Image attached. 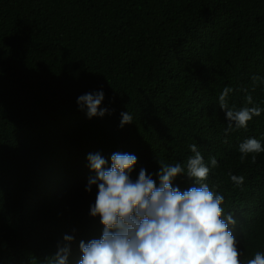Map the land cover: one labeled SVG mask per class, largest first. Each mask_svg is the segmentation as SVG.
I'll return each mask as SVG.
<instances>
[{
    "label": "trees",
    "instance_id": "trees-1",
    "mask_svg": "<svg viewBox=\"0 0 264 264\" xmlns=\"http://www.w3.org/2000/svg\"><path fill=\"white\" fill-rule=\"evenodd\" d=\"M225 87L230 107L247 87L264 109V0H0V264H46L65 235L77 264L79 242L100 237L89 153L108 167L134 154L133 179L141 168L157 179L158 161L186 166L192 144L236 220L240 259L264 253V152H239L248 138L264 147V111L226 136ZM101 90L110 114L88 119L77 99ZM173 183L194 181L185 167Z\"/></svg>",
    "mask_w": 264,
    "mask_h": 264
},
{
    "label": "clouds",
    "instance_id": "clouds-1",
    "mask_svg": "<svg viewBox=\"0 0 264 264\" xmlns=\"http://www.w3.org/2000/svg\"><path fill=\"white\" fill-rule=\"evenodd\" d=\"M257 75L251 77L252 88L260 82ZM245 105L237 109L229 106L228 97L234 91L225 87L219 94V107L225 112L227 127L225 135L234 130L246 129L254 117L264 111L254 103L247 87ZM104 92L86 93L78 97L81 111L88 119L103 118L110 114L102 108ZM120 127L133 123V116L122 112ZM193 153L186 166L176 163H159L158 179L141 168L138 177L132 172L137 157L131 153L114 152L110 167L100 153H89V167L95 173L88 180L87 192L96 186L95 204L90 206V215L99 217L102 234L79 242L81 256L77 264H264V253L257 251L254 257L242 261L236 238L230 226L236 224L232 214L225 215L222 207L224 197L211 190L207 180L210 168L206 165L196 144L190 145ZM240 159L249 154L264 152L259 140L248 138L239 145ZM212 168L217 166L215 157L209 158ZM256 156H252L255 163ZM194 181L184 191L174 186V180L185 174ZM231 181L240 187L245 182L243 175L229 172ZM63 246L50 257L46 264H68L70 243L73 236L65 235Z\"/></svg>",
    "mask_w": 264,
    "mask_h": 264
}]
</instances>
